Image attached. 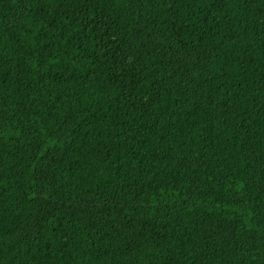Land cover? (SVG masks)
I'll return each mask as SVG.
<instances>
[{
    "label": "trees",
    "instance_id": "1",
    "mask_svg": "<svg viewBox=\"0 0 264 264\" xmlns=\"http://www.w3.org/2000/svg\"><path fill=\"white\" fill-rule=\"evenodd\" d=\"M0 264H264V0H0Z\"/></svg>",
    "mask_w": 264,
    "mask_h": 264
}]
</instances>
